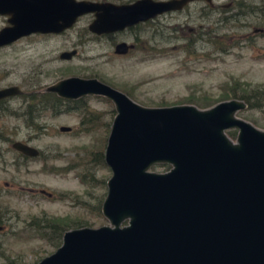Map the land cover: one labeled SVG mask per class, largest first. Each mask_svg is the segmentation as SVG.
I'll use <instances>...</instances> for the list:
<instances>
[{
  "label": "water",
  "instance_id": "95a60500",
  "mask_svg": "<svg viewBox=\"0 0 264 264\" xmlns=\"http://www.w3.org/2000/svg\"><path fill=\"white\" fill-rule=\"evenodd\" d=\"M191 0H137L129 5L65 0H0L9 26L0 45L30 33L59 32L94 13L87 29L118 32ZM132 48L116 43L113 52ZM75 50L62 52L69 60ZM45 91L73 100L101 96L115 114L103 151L110 170L101 215L108 225L66 230L60 245L36 264H264V130L235 116L232 98L208 108L146 107L96 78L69 76ZM17 88L0 90V98ZM236 129L235 140L225 133ZM60 132L70 131L60 126ZM28 157L38 150L20 141ZM156 164L169 169L154 172Z\"/></svg>",
  "mask_w": 264,
  "mask_h": 264
},
{
  "label": "rangeland",
  "instance_id": "374dc122",
  "mask_svg": "<svg viewBox=\"0 0 264 264\" xmlns=\"http://www.w3.org/2000/svg\"><path fill=\"white\" fill-rule=\"evenodd\" d=\"M204 3H191L186 18H161L119 35L128 44L134 40L137 43V48L125 56L113 54L105 39L82 34L88 18L80 19L60 36H35L0 49V85L16 83L22 89L24 80H34L39 82L37 89L44 90L65 77H95L146 107H197L204 103L210 107L225 101L232 92L264 89V33L253 31L264 29V4H255L261 10L254 8L255 15L247 20L239 19L237 25L230 23L218 29L216 13L202 16L197 12ZM212 3L216 4L215 0ZM245 23L247 26H240ZM174 24L185 25L182 33L170 29ZM197 27L202 32L209 28L210 32L201 35L193 51L187 53L184 44ZM222 33L231 38L229 42L237 40L225 53L215 50V36L217 39ZM72 48L76 54L70 60H59V52ZM25 89L30 86L25 85ZM81 105H86L85 109H75ZM75 108L56 115L41 114L37 120L39 129L29 128L16 117L0 118V128L10 139L0 144V264H36L55 250L33 228L32 220L55 218L68 229L108 225L95 207L105 197L110 170L105 163L92 161L90 155L99 151L103 154L114 107L104 97L92 95L77 102ZM84 110L92 112L96 119L89 120ZM235 116L264 130L262 109H243ZM60 126H68L70 131L60 132ZM230 130L236 136V129ZM13 141L29 142L40 156L21 160L10 147ZM150 170L164 172L161 166ZM41 190L51 192L53 197Z\"/></svg>",
  "mask_w": 264,
  "mask_h": 264
},
{
  "label": "flooded vegetation",
  "instance_id": "af4514ba",
  "mask_svg": "<svg viewBox=\"0 0 264 264\" xmlns=\"http://www.w3.org/2000/svg\"><path fill=\"white\" fill-rule=\"evenodd\" d=\"M65 1L70 2V3L79 2V1H87V2H92V3H107V4H113V5L121 6V5L132 4V3L136 2L137 0H65ZM152 1H166V0H152ZM199 1H202V0H191L187 3H185L179 9L163 12L161 14L154 16L153 18H149L144 22H139V23H137L131 27L124 28L123 30L118 31V32H111V33L101 34V35H95V34L88 31L87 26L92 21V19L94 18V13H86V14H83V15L77 17L75 19V21L69 27L63 29L62 31L49 32V33H30L28 35L20 36L17 39H15L9 43H5V44L0 45V49H9L12 46L16 45L17 43H19L20 41H24L25 39H29V38L35 37V36L36 37H47V38L60 36V35L68 32V31H70L71 29H73L74 26L76 25V23L82 18H88L89 19V23L87 24V26L83 27L81 30L83 35L91 36L93 39H105L106 41L109 42L110 46L112 48H114L116 43L125 42V41L119 39V35L126 33V32H128V33L134 32L138 29V27L140 25L151 24V22H153V23L159 22V19H161V18L173 19V17L175 15L176 16L182 15L181 18H186L189 15V12H188L189 5L191 3H197ZM204 1H205V3L203 5H200V7H198L197 12L202 16H208L209 14L216 13L215 24L217 25L218 29L224 28L225 26H229L228 24H230V23H234L235 25H237L236 23L239 21V19L240 20L241 19L247 20L249 17H252L255 15L254 14L255 13L254 12V8H255L254 5L255 4H260V5L264 4V0H215L216 4L212 3L213 0H204ZM255 10L260 11L261 9H259L257 7V8H255ZM8 17L9 16H7V15H0V18L2 19V24L0 25V30L4 27L9 26V24L7 22ZM207 18L208 17H205V19H207ZM243 25L247 26V23L240 24V26H243ZM184 26L185 25L174 24L170 27V29L171 30L176 29L177 31H181L180 33H182V29L184 28ZM190 30L191 29L187 28V31H190ZM253 31L264 33V29H262V28H260V29L256 28ZM208 32H210L209 28H206L205 31L202 32L200 30V27H197L192 32L193 34L192 35L190 34L187 41L194 40V42H193V45H194L196 40L201 38V35L207 34ZM226 40H228V42L231 40V38H229V36L227 37L226 33L219 34L217 36V39L215 36V50L218 51L219 53H225L229 50V48L231 46H235L237 43V40H233V41L229 42L228 44H225L224 42ZM130 45H132V48L129 49L126 54L117 55V56L128 55L131 50H133L135 47L137 48L136 40H134L133 43H130ZM71 50H75V54H76L75 48H72ZM71 50L59 52L58 53L59 60H62V58L60 57L62 52H68ZM113 54H114V52H113ZM90 78H95V77H90ZM22 80H24V79H22ZM99 81H101V80H99ZM23 82L24 83H23L22 89H24V91H22L21 87L19 85H17L16 83L0 85V90L10 88V87H15L18 90V92L16 94L7 95V96L0 98V118H3V117H16V118L24 117L25 116V107L28 105V102H29L27 95H28V92L33 90V89L36 90V92H46V93L53 94L58 99H62V100L67 101V102L76 101V103H77L79 101H82L85 97V96H82V97H79V98L73 99V100L63 99L54 93L45 91V89L44 90L37 89V86H39V82H35L34 80H29V81L24 80ZM25 85H29L30 89H25ZM88 96H92V95H88ZM76 109H78V108H76ZM28 127L34 128V127H30V126H28ZM39 128H41V127H39ZM0 132L3 133L1 128H0ZM22 143L30 145L29 142H22ZM0 144H1V142H0ZM10 147H11V143H10ZM2 151L3 150L0 147V157L3 155ZM13 151L23 161L31 158V157H28V156L21 154L20 152L15 151V150H13ZM39 156H40V151L38 150V156L33 157V158H38ZM40 192L42 194H45L49 198L53 197V194L51 192H47L46 190H41Z\"/></svg>",
  "mask_w": 264,
  "mask_h": 264
},
{
  "label": "trees",
  "instance_id": "16d2710c",
  "mask_svg": "<svg viewBox=\"0 0 264 264\" xmlns=\"http://www.w3.org/2000/svg\"><path fill=\"white\" fill-rule=\"evenodd\" d=\"M193 42L194 40L187 41L184 44L183 50L185 49L187 53H190L191 51H193V48H192ZM126 94L129 95L128 93ZM27 96H28L29 102H28V105L25 107V116L19 117V119H21L23 123H25V125L30 126V127H36L37 129H39L40 127L37 124V120L41 116V114L45 112H50L51 114L56 115L59 113L69 112L70 110L75 108V104H76V101L67 102L62 99H58L53 94L46 93V92H36V90L34 89L29 91ZM232 98L242 100L246 105L245 107L246 110H251V109L261 110L262 109L264 111V89L261 87H252L249 90L240 91L238 93L232 92L231 94L227 96L226 100L232 99ZM159 105L164 106V104H159ZM208 105L209 103H204V104L198 105L197 107L207 108L209 107ZM85 107L86 105H83V106L81 105L76 108L85 109ZM84 111L86 112L85 116H88L89 120L96 119V115H94L92 112H90L89 110H84ZM225 133L230 139H234L235 133L233 130L225 131ZM3 141L8 142L10 141V139H8L2 132H0V142H3ZM90 157L92 161H99L100 164L102 165L104 164L102 151L91 153ZM153 166H161L164 168V171L169 169V165L167 164H156ZM84 176L85 175H82L83 179H84ZM102 201H103L102 199L99 200L95 207V209L97 210L96 212L98 213L100 212ZM30 224H32L33 228L38 233L41 234V237L55 249L60 245L61 237L63 233L66 230H69L68 226H66L65 224H63L62 222H60L58 219H55V218L43 217L42 219H39V220L38 219L32 220ZM79 227H84V226L78 225L75 228H79Z\"/></svg>",
  "mask_w": 264,
  "mask_h": 264
}]
</instances>
